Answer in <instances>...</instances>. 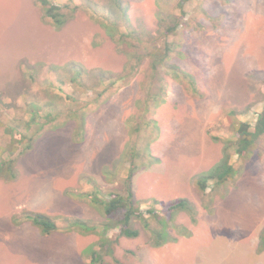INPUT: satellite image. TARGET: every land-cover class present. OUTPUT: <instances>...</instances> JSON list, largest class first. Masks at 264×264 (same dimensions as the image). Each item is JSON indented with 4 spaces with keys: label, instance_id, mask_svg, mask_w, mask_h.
Here are the masks:
<instances>
[{
    "label": "rangeland",
    "instance_id": "rangeland-1",
    "mask_svg": "<svg viewBox=\"0 0 264 264\" xmlns=\"http://www.w3.org/2000/svg\"><path fill=\"white\" fill-rule=\"evenodd\" d=\"M125 1L130 38L119 41L101 25L125 23L113 0H50L66 14L60 28L38 0H0V264H90L99 236L68 220L100 230L107 215L93 199L127 196L130 170L139 235H120L122 210L110 215L118 262L106 264H264V136L245 157L225 151L236 124L254 125L263 109L264 0ZM158 49L196 89L166 67L155 79ZM129 65L138 70L109 86ZM159 83L156 109L145 96ZM227 156L235 172L217 185L210 175ZM182 199L190 207L173 215ZM28 212L54 216L59 229L42 234ZM161 219L177 240L155 246Z\"/></svg>",
    "mask_w": 264,
    "mask_h": 264
},
{
    "label": "trees",
    "instance_id": "trees-1",
    "mask_svg": "<svg viewBox=\"0 0 264 264\" xmlns=\"http://www.w3.org/2000/svg\"><path fill=\"white\" fill-rule=\"evenodd\" d=\"M43 9L44 14L46 17H49L51 19V22L54 24L56 28L62 27L65 22L67 21L66 14L61 12V9L57 7L55 4H52L50 0H38ZM114 5L120 10V12L123 15V18L125 19V23H121L118 19H115L111 22V24H107L104 21H101V25H103L107 33L115 38L117 35L118 40L124 41V38H130V35H128L127 31H124L122 29V26L129 25V17H128V4L125 0H113ZM182 5V4H181ZM158 16L161 20V25L164 26L165 18L163 17L162 13H159ZM179 26L178 21L175 22L174 25H167L166 27V34L172 33L175 31V29ZM150 54L151 60H149V68L154 74L155 79L156 76L158 77L160 70L164 67L170 69L172 71L173 78L179 82L180 84H184L187 81L190 83L193 89H196V82L193 80L191 74L187 71H183L180 69L178 64L175 62H171L169 60V57L166 52L161 51L160 49L156 51H152ZM147 57V54L143 55H135V58L137 59V64L139 66L143 63L144 59ZM133 59V58H132ZM147 68L145 71H147ZM138 70V68H135V66H130L128 68H125L120 73H114L110 75V80L112 81L109 86L113 85L115 82L125 81L131 74L134 73V71ZM83 75V69L82 68H75L74 71V77H73V83H76V85H79V79ZM99 77V83L102 81V76ZM144 80L146 79V74L143 73ZM104 80V79H103ZM143 80V82H144ZM159 80L162 79L159 77ZM157 81V80H156ZM165 86H163L161 83L159 85H156V89L147 93L145 96L146 103L153 105V108H156L161 104L163 100V94L165 92ZM108 89V85L105 89V91ZM104 91V92H105ZM102 93H100L101 95ZM102 96V95H101ZM142 99L139 98L138 101H136L137 107H140V101ZM165 100V99H164ZM151 108V107H150ZM145 108V110L149 113L153 108ZM154 123L156 122L153 118H151ZM235 135H236V141L233 143L228 144L225 147L226 153L231 147H234V151L237 153L238 156L245 157L247 154L250 153V151L254 148L256 142L260 140L264 136V105L262 111L259 113L257 120H255V124H250L249 122L239 121L235 126ZM12 162V160H10ZM9 161V162H10ZM6 165V164H5ZM2 172V165H0V176ZM235 172L234 165L230 163V160L228 159V156L223 159V162H221L215 169H213L211 173L210 178H215V183L217 185H223L225 184L231 176H233ZM133 172L130 170L127 179L125 180L128 187L127 196H122L118 193H112L110 199H103L100 197H94L93 200H96L95 202L101 207L103 212L107 215V221L104 222V225H102V228L98 229V224H89L85 220L81 219H73L68 220L70 222L69 226L77 227L80 231L87 233L92 232L95 234H98L99 238L97 242L92 245L89 250L87 251L88 254H90L91 261L90 264H106L107 257H110L111 260L118 262L117 260L113 259V256H115V243L116 239H113L108 235V230L112 226L111 222V216L113 213L122 210L123 216L119 220V224H121V230L120 235L126 236V237H137L139 235V231L131 226V220L133 216H137L139 218H143L141 211H139L138 207H134L133 202H131L132 197V190L130 189V178L132 177ZM5 177V176H4ZM2 177V178H4ZM14 178V176H11ZM1 178V177H0ZM208 182L209 178L207 176H204L203 178H198L196 181L197 187L201 192H206L208 188ZM190 203L188 200H179L169 206V209L171 213L174 215L179 209H188ZM99 207V208H100ZM27 219L31 221L35 226L38 227V229L41 231L42 234H49L54 231H57L59 229L57 220L54 216L50 214H45L41 212H28L26 215ZM162 227L159 230V236L157 237V243L156 245H161L169 242V240H177L176 237H170V233L167 230V227L169 226V222L167 219H161L160 221ZM264 249V230L261 233V239H260V246L259 249Z\"/></svg>",
    "mask_w": 264,
    "mask_h": 264
}]
</instances>
